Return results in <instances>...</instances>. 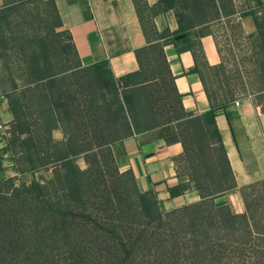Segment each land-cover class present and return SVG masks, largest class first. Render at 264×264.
<instances>
[{"label":"trees","instance_id":"trees-1","mask_svg":"<svg viewBox=\"0 0 264 264\" xmlns=\"http://www.w3.org/2000/svg\"><path fill=\"white\" fill-rule=\"evenodd\" d=\"M35 1L44 11L42 22L50 21L46 22L48 37L29 29L8 38L18 73L7 77L9 89L2 95L8 99L13 121L11 137L0 149V172L8 155L19 174L52 169L53 177H34L29 183L19 182V187L17 177L0 179V264H132L138 249L150 239L143 232L136 235L135 229H118L113 216L103 217L108 206L128 217L136 212L148 221L159 220L164 213L151 194L138 192L131 172L120 173L113 147L159 128L167 129L168 143L182 144L183 153L175 159L177 174L188 176L190 187L202 199L181 209H204L231 232L237 225L249 233L258 231L257 206L249 197L264 181L238 187L215 121L224 107L189 116L164 48L178 45L175 38L196 27L227 20L230 34L248 39L250 49L264 58L262 0H251L255 7L240 12L234 0H158L152 8L135 0L147 44L136 50L138 69L119 78L105 62L81 64L71 34L59 30L62 22L56 6L44 0H5L0 10V45L7 43L4 24L28 12ZM168 10L175 11L176 32H160L155 25L154 17ZM237 14L251 15L257 32L244 36L241 26L233 25ZM63 36L67 43L59 50L55 38ZM260 66L264 67V59ZM211 70L224 95L235 97L244 90L237 77L226 74L224 58ZM204 84L212 98L216 91ZM57 129L63 133L62 140L54 138ZM80 157L86 169L77 164ZM237 188L245 205L240 214L227 201H218Z\"/></svg>","mask_w":264,"mask_h":264},{"label":"crops","instance_id":"crops-1","mask_svg":"<svg viewBox=\"0 0 264 264\" xmlns=\"http://www.w3.org/2000/svg\"><path fill=\"white\" fill-rule=\"evenodd\" d=\"M55 5L62 25L60 31H68L78 52L81 64L91 66L105 62L112 75L119 78L138 69L136 50L147 44L137 12L135 0H44ZM264 3V0H262ZM148 7H155L158 0H143ZM237 11L255 7L251 0H234ZM5 0H0V10ZM219 21V20H217ZM190 30L179 39L178 45L168 44L164 51L175 79L182 104L189 116H200L212 108L224 107L217 112L219 129L227 158L238 187L264 181V93L242 99L228 97L218 90L214 72L211 70L223 62V53L215 34V22ZM223 21V20H221ZM158 31L169 29L176 32L179 23L174 10L163 11L154 17ZM244 36L257 32L251 15L234 17ZM228 35L229 29L226 28ZM245 39V38H244ZM248 43V39H245ZM191 46V49H183ZM216 91L209 97L204 81ZM240 100V106L234 102ZM227 113L230 119L227 117ZM13 114L6 97L0 96V149L6 147L3 137H10L8 124ZM6 124L5 126L2 125ZM63 133L60 129L54 131ZM167 129L159 128L134 135L117 143L113 149L120 173L131 172L140 194H151L163 213L198 204L200 195L189 185L188 176L177 174L175 159L182 155L179 142L166 141ZM61 139V140H62ZM57 140V139H56ZM42 170L19 174L8 155H5L3 177H17L18 182L29 183L33 178L50 180L53 173L42 175ZM239 188L232 190L218 201H227L235 213L244 210Z\"/></svg>","mask_w":264,"mask_h":264},{"label":"rangeland","instance_id":"rangeland-1","mask_svg":"<svg viewBox=\"0 0 264 264\" xmlns=\"http://www.w3.org/2000/svg\"><path fill=\"white\" fill-rule=\"evenodd\" d=\"M28 8L29 13L21 12L2 27L7 43L0 45V96L6 95L9 89L7 77L18 73L17 57L10 49L8 38L14 37L15 31L29 29L38 30L39 35L48 37L50 21H46L48 24L42 22L45 17L39 2L35 1L34 5ZM214 24L217 25L215 34L223 52L226 74H233L244 87V90L239 91L235 97L242 99L255 96L260 100L263 94L259 92L264 90V67L261 68L260 65L264 58L258 50H251L250 44L237 33L235 37L228 35L227 20H219ZM233 25H236V22H233ZM49 38L53 36L50 35ZM55 40L59 50H61L59 47L62 48L67 43L65 36L57 37ZM68 63L72 65L73 62ZM7 126L10 130V124ZM3 137L6 138L5 135ZM55 137L57 140L62 139L59 132L55 133ZM77 164L82 169L87 168L82 157L77 159ZM42 171L44 176L52 173V169ZM106 179L111 185L110 177L107 176ZM15 186L19 187L20 183L16 182ZM249 199L257 206L254 212L259 229L255 233L239 229L240 225H237L235 231L225 230L204 209H180L162 214L159 220L148 221L135 215L136 212H131L128 217L125 212L123 214L110 211L114 205H109V211H106L103 217L111 215L112 223L118 229H135L136 235L143 232L145 237L150 239L138 249V258L132 264H264V184L258 185ZM243 207L244 212V202Z\"/></svg>","mask_w":264,"mask_h":264},{"label":"built area","instance_id":"built-area-1","mask_svg":"<svg viewBox=\"0 0 264 264\" xmlns=\"http://www.w3.org/2000/svg\"><path fill=\"white\" fill-rule=\"evenodd\" d=\"M234 104H235L236 106H240V100H236V101L234 102Z\"/></svg>","mask_w":264,"mask_h":264},{"label":"water","instance_id":"water-1","mask_svg":"<svg viewBox=\"0 0 264 264\" xmlns=\"http://www.w3.org/2000/svg\"><path fill=\"white\" fill-rule=\"evenodd\" d=\"M184 37V35H179V36H177L175 39L176 40H179V39H181V38H183Z\"/></svg>","mask_w":264,"mask_h":264}]
</instances>
